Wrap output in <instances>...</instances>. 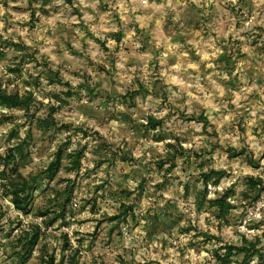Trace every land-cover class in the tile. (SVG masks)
<instances>
[{"label":"rangeland","instance_id":"obj_1","mask_svg":"<svg viewBox=\"0 0 264 264\" xmlns=\"http://www.w3.org/2000/svg\"><path fill=\"white\" fill-rule=\"evenodd\" d=\"M0 92V264L264 253V0H0Z\"/></svg>","mask_w":264,"mask_h":264},{"label":"trees","instance_id":"obj_2","mask_svg":"<svg viewBox=\"0 0 264 264\" xmlns=\"http://www.w3.org/2000/svg\"><path fill=\"white\" fill-rule=\"evenodd\" d=\"M66 1L69 4L72 3V0H66ZM0 102L3 104H9L10 106H18L24 103V101H22L19 98L18 92L13 93V94H6L3 92H0ZM151 123L155 125L158 122L157 121L155 122L154 119H151ZM83 152H84L83 149H76L73 152L68 154L69 157H71V160H70L71 166L69 167L70 170H75L80 167L81 160L83 158ZM59 168H60V155L59 157H57L55 161H52L49 163L47 168L44 170V174L46 175L48 179L52 180L56 176ZM11 185L13 186L12 194H13L14 203L17 205L23 204L24 198H26V195H24L23 197L22 193L26 191V188H27L26 181H23L22 183L11 184ZM210 204L212 206H215L221 213H224V211L227 210V208H229L228 207L229 204L227 203L226 199L223 197H219V198L211 200ZM38 237H39V234L34 233L33 238L30 239L29 243H27L28 251L31 248H33L34 244L37 242ZM225 249H226V252L224 253V255L219 256V259L221 260L223 264H228L230 261V258L236 252L243 253V259H242L243 264H249L251 258L256 254H258L259 260L264 259V253L260 252L257 249L256 245H254L253 243L246 242L245 244L240 245V246L228 245L227 247H225ZM49 264H54L53 259L50 260Z\"/></svg>","mask_w":264,"mask_h":264}]
</instances>
